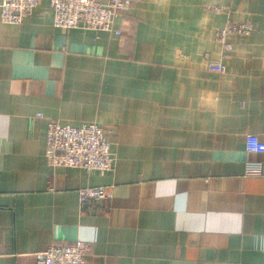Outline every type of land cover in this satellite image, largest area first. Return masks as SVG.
<instances>
[{"label": "crops", "instance_id": "crops-1", "mask_svg": "<svg viewBox=\"0 0 264 264\" xmlns=\"http://www.w3.org/2000/svg\"><path fill=\"white\" fill-rule=\"evenodd\" d=\"M229 23L254 30L223 57ZM49 120L111 129L114 170L52 169ZM258 164L264 0H131L112 32L58 30L47 0L0 22V264L78 240L85 264H264V174L246 175ZM87 187L110 198L80 205Z\"/></svg>", "mask_w": 264, "mask_h": 264}, {"label": "built area", "instance_id": "built-area-1", "mask_svg": "<svg viewBox=\"0 0 264 264\" xmlns=\"http://www.w3.org/2000/svg\"><path fill=\"white\" fill-rule=\"evenodd\" d=\"M53 15V25L58 30L83 28L93 31L112 32L115 19L125 14L131 0H47ZM38 0H0V22L19 25L35 11ZM216 11L227 8H216ZM254 30L250 23H229L216 33L222 56L232 50L229 36L249 35ZM119 34V32H116ZM211 72L224 74L226 69L221 62L210 61ZM41 115H37L40 118ZM112 130L97 123H86L79 127L64 125L49 120L45 125L44 157L52 169H80L100 174L114 170L115 158L109 141ZM246 151L258 152V138L246 136ZM264 174V164L248 165L246 175L257 177ZM110 198L105 187H87L78 191V202L86 205ZM90 245L75 241L69 245L50 246L37 254L38 264H85Z\"/></svg>", "mask_w": 264, "mask_h": 264}]
</instances>
